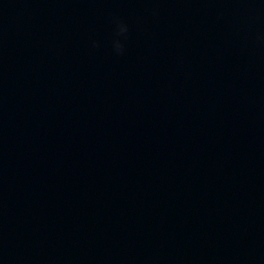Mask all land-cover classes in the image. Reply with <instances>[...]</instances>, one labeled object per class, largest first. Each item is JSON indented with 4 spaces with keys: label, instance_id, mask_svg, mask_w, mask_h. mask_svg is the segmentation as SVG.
Here are the masks:
<instances>
[{
    "label": "clouds",
    "instance_id": "1",
    "mask_svg": "<svg viewBox=\"0 0 264 264\" xmlns=\"http://www.w3.org/2000/svg\"><path fill=\"white\" fill-rule=\"evenodd\" d=\"M114 24V32H113V39H112V47L114 52L117 54H123L125 49L124 41L128 39V32L129 28L126 23H124L118 17L113 18ZM93 47H98L96 41L92 42Z\"/></svg>",
    "mask_w": 264,
    "mask_h": 264
}]
</instances>
